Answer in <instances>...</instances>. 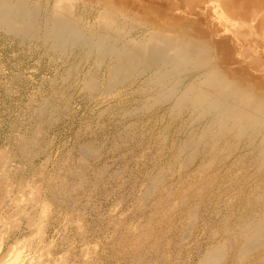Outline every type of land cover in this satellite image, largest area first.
<instances>
[{"label": "rangeland", "instance_id": "obj_1", "mask_svg": "<svg viewBox=\"0 0 264 264\" xmlns=\"http://www.w3.org/2000/svg\"><path fill=\"white\" fill-rule=\"evenodd\" d=\"M36 1L42 26L55 0ZM72 1L73 13L82 20L84 29L95 28L100 8L88 0ZM163 1L171 3L168 5L172 13L188 19L191 27L196 28L194 33L207 39L220 68H226V72L239 79L264 81V0ZM149 15L156 16L153 12ZM244 15L249 18L245 20ZM138 34L135 29L130 35L138 37ZM48 44L40 38L24 39L0 23V264H130L127 256L117 254L113 246L115 238L124 229L134 230L146 222L152 213V199L167 195L170 203H176L179 197L175 194L187 183L212 175L218 184L215 183L216 190L209 191L213 194L210 199L204 196L199 199L201 202L192 203L198 205V215L196 224L185 229L189 232L187 236L177 227L168 232L171 264H194L205 247L222 235L224 217L234 211L232 217L228 216L231 221L227 225L231 226L242 210L240 197L264 176L258 165H252L247 171L237 167L230 171L243 178L240 184L232 186L219 179L237 156L249 152L246 146L253 142L226 137L218 145L213 144L216 150H210L206 137L190 146V137L201 133L205 120L192 122L194 113L189 109L179 112L173 101L149 106L152 97L163 90L151 80V71L110 87L107 74L113 64L110 56L100 57L95 50L86 53L81 47L61 52ZM187 79H182L176 95ZM86 84L95 86L90 89ZM228 140L231 143L226 145ZM184 142L187 146L182 145ZM85 146L92 147L94 152L84 154ZM194 146L195 154L191 153ZM233 148L235 152L220 165L203 172L198 170L204 156L222 160ZM192 155L193 160L181 167ZM248 159L244 162L248 163ZM255 169L260 170L256 173ZM76 171L83 176L75 174ZM156 173L163 174L158 189L144 198L145 189ZM78 181L81 184H76ZM67 184L76 186L69 194L54 196L57 188ZM236 194L239 198H232ZM177 213L170 220L175 226L179 223Z\"/></svg>", "mask_w": 264, "mask_h": 264}, {"label": "bare ground", "instance_id": "obj_2", "mask_svg": "<svg viewBox=\"0 0 264 264\" xmlns=\"http://www.w3.org/2000/svg\"><path fill=\"white\" fill-rule=\"evenodd\" d=\"M88 1H90L91 3H95L97 7L100 8L98 11L99 15L97 19V25L92 29L85 30V26H82V20L74 15V5L72 0H55V3L51 9V13L49 14V16L43 19L42 26L40 25L41 22L38 18L39 4L36 0H0V23L7 31L11 33L21 36L24 39L40 38L44 42L49 43L52 48L61 52H64L69 47H81L82 49H85L86 53H90L92 52V50H95L97 51V54L100 55V57H104L105 55L110 56L113 60V64L110 65L107 73L109 74L108 76L110 84H108L110 85V87L112 85L116 86L117 84H123L127 81H130V79L144 73L145 71H151V80L157 83V85H159L161 88L163 87V90H159V94L152 97V103L149 106L157 103H163L165 101H173V107L176 108L179 112L183 109H189L192 113H194V117L191 120L192 122H197L201 119L205 120L204 127L200 131L201 133L198 132L199 135L195 138L190 137V146L192 144L199 143L206 137H208L210 140L209 144L211 145L208 146L210 150H216L217 146L215 147L214 145H216L221 140L226 139V137H231L230 140L238 142L242 138L253 142V144L247 143L248 145L246 146V152L249 151L248 153L239 155L237 156V158L235 157L236 159L234 158L235 160L223 174L220 171L222 175L221 177L219 176V179L222 180V182L223 180H227L228 183L233 186L236 184H240L243 181V178H241V176L238 177L234 176L233 173V175L230 174V171H232V169L235 167H237L238 169L246 170L248 166L252 167V165H258V167H260L262 170L261 172H264L263 80V82H250L249 79L247 80V78L245 79V77L244 79H239L236 76H231L232 73L229 74L228 72H226V68H224V70L223 68H220L221 65L219 66L218 62H216V58L211 51V47L207 39L204 36H201L202 34L200 35L197 32H193V29L195 27H191L188 19L186 20V18H183L180 14L175 15V13H172L173 10L171 6L168 5L171 4L169 1L166 2L168 4L163 3V0H141V2L137 0ZM249 3L252 5L256 4H254L253 1H249ZM152 12L155 13L156 16H150L149 13ZM243 17H245V15ZM246 18L249 17H245V20ZM251 20L253 19L251 18ZM256 21L257 20H255V22ZM239 23H241V25L243 24L242 22ZM135 29H138L140 32V35L138 34V37H133L132 35H130L131 31H135ZM228 62L229 61H227V63ZM224 66L225 65H223L222 67ZM88 77L90 79L91 76ZM172 78L174 80L170 81V79ZM185 78H188L187 84L183 87L179 94L176 95V89L178 87L180 88L181 81H183ZM87 86L91 89L92 86L95 85L92 84ZM40 107L41 106H39V109H41ZM187 140H189V138ZM187 142H184V144L182 145L187 146L185 145L187 144ZM23 143L25 144V142ZM230 143L231 142H229L228 140L226 145H229ZM25 145L23 146L24 149L26 148ZM191 148L193 151L191 152L190 150V152L195 154L197 148L195 146ZM235 148L231 150H229V148L228 150L230 152L227 150L229 153L226 151L228 155L224 156L222 160H220V158L219 160H217V156H212L209 158H207V156H204L199 166L197 165L198 170L201 172L207 171L220 162L226 161L231 156V153ZM93 152L94 150L90 146H85L83 148L84 154H92ZM246 157L249 158L248 163L244 162V159H246ZM193 158L194 155L187 157L186 160H184V166L181 167L187 166L193 160ZM255 170L257 173V170L260 169ZM80 172L81 171H76L75 174H79ZM80 174V176H83L82 173ZM100 174L101 173H99V175ZM162 175L163 174L158 175L156 173L155 176H152L147 188L145 189L144 198L145 196L149 197L153 195L155 189H158L156 188V186L162 179ZM79 179L81 181L82 178ZM80 181H78L76 184H78ZM195 181L189 182L187 184L185 183L186 185L182 188V190L178 191L175 194L177 199L179 197L178 200H175L176 203H170L171 201L169 202V199H167V195H159L158 197L154 198V200L152 199V213L148 215V217L145 214L147 217V220H145L146 222L142 224V226H140V224L139 228L137 227V229L134 230H129V228H126V231V229H124L122 233L119 234V237L115 238L113 246L115 247L117 254L120 256H127V261H129L130 264H171V252L169 254L168 250L171 244L168 238V232L170 233L171 230H174V227H177L179 228V230L184 231L182 232V234L184 233V236H187L189 232L185 229H188L189 226L194 225L198 215V205L193 206L192 203L204 196H206V199H210L213 194L210 195L209 191L214 189L216 190L215 183L217 181L212 175H207L206 177L201 179V181L198 180L199 182ZM75 186L76 185H68L57 188L54 191V196L57 197L60 194H64V192L66 194L67 192H70V189L75 188ZM77 188H81V186H78ZM249 189L250 190H248V193H245L243 197H240L242 201V210L237 214V218H235L233 224L231 226L227 225L230 224L231 221L228 216L232 217L234 211L230 212V214L226 216L224 215L225 217L223 221L224 227L222 229V235L207 247L204 246L205 250L201 253L194 264H264V176L259 181H256L254 186H250ZM234 196L236 198H239V195L237 194L233 195L232 198ZM70 197L72 196L70 195ZM141 200L143 199L141 198ZM212 203L214 202L212 201ZM135 208L138 209V207ZM179 209H181V211L180 213H177ZM175 213H177V215L179 216V223L176 226L173 225V222L170 221ZM184 222L186 224H184ZM155 227L157 229H154ZM201 228L199 229L202 230ZM212 235L213 234H210L211 237ZM175 242H177V240Z\"/></svg>", "mask_w": 264, "mask_h": 264}]
</instances>
